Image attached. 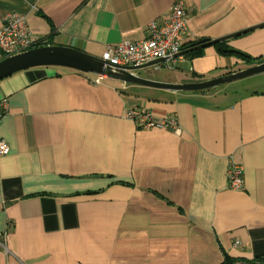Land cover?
Here are the masks:
<instances>
[{
  "label": "crops",
  "instance_id": "0c3cea01",
  "mask_svg": "<svg viewBox=\"0 0 264 264\" xmlns=\"http://www.w3.org/2000/svg\"><path fill=\"white\" fill-rule=\"evenodd\" d=\"M175 1L0 0V12L25 14L39 45L101 57L107 44L145 39L147 23ZM181 1L187 46L264 22V0ZM263 61L261 25L134 73L181 84ZM256 75L255 84L264 77ZM94 78L40 66L0 79L9 146L0 156V264L264 260V88L180 91ZM130 109L175 118L180 133L141 126L123 115ZM231 161L243 189L228 186Z\"/></svg>",
  "mask_w": 264,
  "mask_h": 264
},
{
  "label": "built area",
  "instance_id": "2783aa9c",
  "mask_svg": "<svg viewBox=\"0 0 264 264\" xmlns=\"http://www.w3.org/2000/svg\"><path fill=\"white\" fill-rule=\"evenodd\" d=\"M148 36L139 41L121 40L116 44H107L101 54V59L118 68L122 66H142L153 60L162 58L165 61L175 62L180 56L183 37L187 30L183 4L177 0L169 13L147 23ZM42 39L33 34L25 14L17 11L0 12V53L1 57L10 56L38 46ZM157 69L158 63L152 65ZM168 67H172L169 65ZM102 76L90 80L98 83ZM7 112V100H0V122ZM125 117L137 120L141 126L165 125L173 129L177 134L180 127L175 118H163L156 121L148 111L138 109L126 110ZM8 143L0 138V156L7 154ZM228 186L231 189H243V170L239 163L232 162L227 169ZM219 264H264V260L237 258L228 263Z\"/></svg>",
  "mask_w": 264,
  "mask_h": 264
},
{
  "label": "water",
  "instance_id": "95a60500",
  "mask_svg": "<svg viewBox=\"0 0 264 264\" xmlns=\"http://www.w3.org/2000/svg\"><path fill=\"white\" fill-rule=\"evenodd\" d=\"M261 25H264V22L262 24H258L257 26H252L250 28L236 31L219 39L198 40L190 46L183 48L178 53V55L188 53L195 49L204 47L206 45L215 43L231 36L240 35ZM162 60V58L156 59L142 66H122L116 68L102 60L100 57L90 55L88 53H85L84 51L75 49L73 47L60 45H41L33 47L23 52L0 58V79L9 76L14 72L27 68L40 66H60L77 70L83 73H91L95 75H101L104 77L117 79L124 83L138 84L148 87H156L169 90L197 91L264 72L263 61L248 66L246 68L222 74L207 80L187 82L181 84L156 81L149 78L141 77L134 73L135 70L151 66Z\"/></svg>",
  "mask_w": 264,
  "mask_h": 264
},
{
  "label": "rangeland",
  "instance_id": "374dc122",
  "mask_svg": "<svg viewBox=\"0 0 264 264\" xmlns=\"http://www.w3.org/2000/svg\"><path fill=\"white\" fill-rule=\"evenodd\" d=\"M146 69H149V70H152L151 67L149 68H146ZM165 68H161V70H164ZM138 71L139 73L141 74H144L146 70H136ZM160 72H163V71H160ZM167 73H169V71H167ZM261 74H264V73H259V75H256V76H261ZM263 79H260L256 84L254 83V80L252 78V76H248V77H244V78H241V79H237L235 81H232V82H226V83H222V84H219L217 86H215L216 88L215 89H218V90H231L232 88H235V87H238L241 89V91L243 90H251V89H262L264 88V77H262ZM242 87V88H241ZM239 93H242V92H239Z\"/></svg>",
  "mask_w": 264,
  "mask_h": 264
},
{
  "label": "trees",
  "instance_id": "16d2710c",
  "mask_svg": "<svg viewBox=\"0 0 264 264\" xmlns=\"http://www.w3.org/2000/svg\"><path fill=\"white\" fill-rule=\"evenodd\" d=\"M186 46H187V44H183V45H182V48H183V47H186ZM187 47H188V46H187ZM218 51H219L220 53H222V54H234V55H236V56H238V57H240V58H243L244 60H250V59H251V57H250L249 55H247V54H245V53H243V52H241V51H238V50H236V49L229 48V47H222V48H219ZM89 74H90V73H89ZM199 91H201V90H199Z\"/></svg>",
  "mask_w": 264,
  "mask_h": 264
},
{
  "label": "clouds",
  "instance_id": "9594fccd",
  "mask_svg": "<svg viewBox=\"0 0 264 264\" xmlns=\"http://www.w3.org/2000/svg\"><path fill=\"white\" fill-rule=\"evenodd\" d=\"M38 46H41V45H38ZM152 66V65H151ZM103 77V76H102Z\"/></svg>",
  "mask_w": 264,
  "mask_h": 264
}]
</instances>
